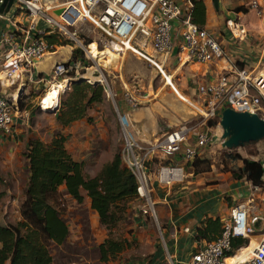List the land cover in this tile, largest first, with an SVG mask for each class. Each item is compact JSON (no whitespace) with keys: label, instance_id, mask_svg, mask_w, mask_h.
<instances>
[{"label":"built area","instance_id":"2783aa9c","mask_svg":"<svg viewBox=\"0 0 264 264\" xmlns=\"http://www.w3.org/2000/svg\"><path fill=\"white\" fill-rule=\"evenodd\" d=\"M28 18L23 37L13 33L3 34L1 43L6 49L0 60V84L12 85L21 79L24 72H31L38 61L54 50V45L43 38L48 29L59 36L81 43L76 35V27L86 23L101 31V36L118 42L124 51L151 47L159 54H167L172 48L173 37L181 39L179 53L200 64L223 60L225 65L215 81L196 86L199 102L192 103L200 122L219 117L225 107L235 111L257 113L264 118V72H256L241 65L224 48L219 38L206 28H200L192 21L191 0H15ZM249 5L258 16L264 11L263 0H249ZM5 0H0V21L11 22L4 12ZM60 9V13L55 11ZM41 19L47 29L36 31V21ZM228 28L236 41H243L246 31L243 25L229 22ZM234 27L240 30L234 32ZM35 32L34 35H30ZM82 44V43H81ZM80 44V45H81ZM65 62H58L52 68L54 76L67 72ZM101 75V74H100ZM99 81L107 95L111 88L105 77ZM66 80V79H64ZM68 81V79H67ZM87 82H94L87 78ZM111 99L113 96L111 94ZM125 102L131 107L138 106L136 98L126 91ZM16 108L14 103L0 94V135L13 136L15 133ZM119 122L124 130L128 125L126 117L120 114ZM193 138V139H192ZM124 147L121 159L136 180L138 198L146 200L154 218L152 182L169 187L182 181L184 170L181 165L171 162L174 156H181L192 162L200 150L210 143V136L202 129L183 124L167 132L162 138L149 144H142L130 132H124ZM193 140V141H191ZM169 161L170 163H166ZM264 168V167H263ZM248 221L244 204L230 209L228 218L222 220V231L218 238L206 241L190 257L187 264H230L226 255L231 251V239L247 238L253 232ZM165 264H174L167 253ZM232 264H264V234L246 259Z\"/></svg>","mask_w":264,"mask_h":264},{"label":"rangeland","instance_id":"374dc122","mask_svg":"<svg viewBox=\"0 0 264 264\" xmlns=\"http://www.w3.org/2000/svg\"><path fill=\"white\" fill-rule=\"evenodd\" d=\"M210 1L208 0L209 8ZM238 6L246 9L247 13L245 14V11L241 13L236 12L235 8ZM210 13V24L206 29L218 37L222 44V38L226 37H230L231 42L236 41L227 27L228 24H231L229 22L238 23L240 26L243 25L246 28L245 39L241 41L242 46L246 44L248 45L247 47H252L253 53L246 49V53L243 54L245 55L244 57L240 55L236 56L235 54H232V56L240 64L247 66L249 69H254L256 72H264V30L258 32L254 28L258 24L259 19L263 18L264 11H262V16H258L256 10L250 7L249 0H218V8H211ZM235 29L236 27H234V32ZM75 30L77 38L82 44L72 41L71 45L68 44L63 46V48H58L59 50L56 55L60 58L54 64H50L51 66L46 71L48 74L43 76V81L41 80V82L36 83L39 88L34 90L31 89L34 87L29 86L23 89L26 93L35 92L38 95H34L30 98L29 103L24 104L26 105L24 108L28 111V122L27 125L21 126L24 131L21 129L19 140L16 137H8L5 141H1L0 139V222H16L20 217L19 202L28 178L27 163L23 152L27 148L29 138L37 137L47 142L58 130L59 127L54 114L58 105H52L50 102L44 100L43 96L52 85L58 82L63 84V89L59 92L60 94L63 93L70 85V80L65 77L67 74L73 73L76 78L83 79L86 82L87 78L83 75L91 74L92 76H98L101 74L105 77L111 88L109 95L105 92L103 103L92 105L89 111L92 121L89 122L85 119L86 124L82 126L85 134L84 140L88 136L90 140L89 145L85 146L83 151V164L86 175H95L101 168V165L109 161L115 152L121 153L125 143L124 132H130L134 137L136 135L131 123H129L128 116L120 111L119 101L124 100V96L121 92L117 93L114 89L116 84H121L122 80L133 88L134 78L138 80L137 76L141 79V88L138 91H132L138 103L135 109H143L150 106V103H154V101H160L164 105V108L161 107V110L165 113L170 99L159 97V95L162 94V91L168 89L175 96L174 101L176 106L170 107V109L173 114L178 115L180 118L179 126L188 124L194 118L198 120V115L186 99L192 103L198 101V97L197 99L195 97V88L196 84L201 81L193 80L191 79L192 76L189 75V85L186 84V87L181 88L180 83L183 77H186V74L169 70L166 63L163 62V59L166 57L163 53L159 54L151 47L124 51L118 42L109 37L101 36V31L90 23L77 26ZM86 42H95V52L98 54L102 53V56L99 58L100 61L97 59L93 60L89 55L92 52L87 49L86 46L89 43L86 44ZM75 47L80 48L83 52L78 58H73L72 56ZM109 48L112 50H109ZM111 54H114V58L111 57ZM180 61L177 55L176 62L179 63ZM58 62H65L68 69L60 78L52 74V68ZM145 62H149L150 65L146 66ZM150 69L154 70L153 73ZM24 73L30 74L29 72ZM39 77L40 74H36L33 71L31 79L36 81ZM64 79H68V81ZM90 80L94 81L93 79ZM95 83L101 84L100 82ZM146 88L150 89V94L152 93L151 89H155L158 92L154 97H146ZM122 89L125 91L124 87ZM41 94L42 97H38ZM60 94L58 95L57 104L59 103ZM111 94L113 100L111 99ZM36 98H40L39 104L41 106L35 104ZM24 99L26 98L24 97ZM118 114L127 119L128 125L124 130L120 125ZM221 132L219 125L209 130L208 134L211 141L201 149V154L199 155V157L207 158L212 165L218 166L220 169L223 164L230 163L227 157L228 153L238 152L245 155L246 150L250 148L247 145L231 150L224 148L222 146ZM254 147L259 150V158L264 166V138L255 142ZM8 150L10 153H7ZM60 196L62 198L61 206H65L64 216L69 227L66 244L77 247L79 251L72 254L73 257L71 259L74 261L72 262L71 260L67 261L64 259L61 252L55 247L54 257L56 264H144L154 261L156 258L161 260V264L167 262L165 247L168 246V242L164 234L160 233L159 230L162 221L157 205H154L155 219L146 200L137 198L129 202L126 220L120 222L109 235L114 239L129 240L130 244L128 248L119 253L117 258L107 262H100L95 258L94 249L96 244L102 240L104 235L100 234V232L104 233V230L99 226L98 222H92L89 210L86 212V218L82 219L84 215L81 214L80 210L87 208L84 202L83 205H77L69 196ZM249 218L250 214H248ZM105 233L107 234L106 229ZM254 242L256 243L255 240ZM254 242L250 246H246L253 249ZM238 251L239 249L236 253Z\"/></svg>","mask_w":264,"mask_h":264},{"label":"trees","instance_id":"16d2710c","mask_svg":"<svg viewBox=\"0 0 264 264\" xmlns=\"http://www.w3.org/2000/svg\"><path fill=\"white\" fill-rule=\"evenodd\" d=\"M191 4L192 21L200 28H205L206 3L204 0H191ZM235 10L247 13L242 6ZM243 30L246 31L244 26ZM43 38L55 47L72 44L69 39L49 32L48 29ZM87 49L100 61L102 53L95 52L94 43ZM82 53L80 48L75 47L72 56L78 58ZM111 57L114 58V54ZM65 77L70 80V85L60 94L54 112L58 130L47 142L37 137L30 138L23 152L27 163V183L19 202V219L16 222H0V264H56L55 247L64 259L74 262L72 254L79 249L66 244L69 227L60 195L69 196L77 205H83L84 196L89 198V206L80 210L84 215L82 219L86 218L87 210L91 209L97 213L100 227L107 230V234L94 249L95 258L100 262L117 258L130 244L129 240L114 239L109 235L120 222L126 220L128 203L138 198L135 177L122 162L120 152H115L111 160L102 164L99 171L91 176L85 174L83 161L74 159L65 145V129L80 119L91 122L89 111L93 104L104 101L105 91L101 84L78 79L73 73ZM34 95L38 94L29 92L24 95L26 99L22 98V109ZM207 125H219V117L207 121ZM247 146L250 148L245 155L228 153L230 163L223 164L221 169L230 171L235 179H246L253 186H264V168L259 150L254 147V143ZM191 165L197 174L209 171L211 162L197 156ZM221 231L222 219L207 217L195 229L194 238L197 241H212L220 236ZM246 245L247 238H232V249L226 256H233Z\"/></svg>","mask_w":264,"mask_h":264},{"label":"crops","instance_id":"0c3cea01","mask_svg":"<svg viewBox=\"0 0 264 264\" xmlns=\"http://www.w3.org/2000/svg\"><path fill=\"white\" fill-rule=\"evenodd\" d=\"M179 1L183 2L187 0ZM204 2L206 3L207 7V22L205 28H208L210 24V9H214V3L210 1L209 8L208 0H204ZM4 12L8 17L11 18V22L6 20L0 21V41L2 35L7 34L8 32L13 33L17 38L21 39L24 35L23 30L28 25V18L26 14L21 8H19L18 3L15 0L10 2L8 5H5ZM254 28H256L255 31L258 32L264 30V16L263 18L259 19L258 24L254 26ZM45 29H47L45 22L41 19H38L36 21V31H42ZM235 33L239 34L240 30H235ZM34 34L35 32L32 31L30 35ZM222 39L225 49L231 55L235 54L236 56L240 55L241 57H244L245 55L243 54L246 53V49L253 53L252 47L249 48L246 44L245 46H242V42L240 41L231 42L230 37ZM180 45V37L174 35L172 48L169 53L164 54L166 57L163 59V62L166 63L169 70L186 74V77H183V80L180 83L181 88L186 87V84L189 85V75L192 76L191 79L201 81L200 83L215 81L217 79L220 72L222 71L223 66L225 65L223 60H216L209 64L193 62L187 59L183 53H179ZM6 46L7 45L5 43L0 42V60L6 49ZM63 46H54L55 49L38 61L29 75L24 73L22 78L18 79L12 85L0 84V94L8 97L10 101L14 103L16 113H18L16 115L17 117L15 118L14 135H0L1 141H5V139L8 137H16V139L19 140L21 129L24 131L21 126L27 125L28 122V111L25 108L22 109L21 107L23 96L28 94L24 92L23 89H26L29 86L34 87L31 88L34 90L39 88L36 83L41 82V80L43 81V76L48 74L46 72L48 68L57 62L56 60H59L60 57H57L56 54L59 50L58 48H63ZM69 47L72 49L71 46ZM177 55L181 60L179 63L176 62ZM145 63L144 64L146 66L150 65L149 62ZM33 71H35L36 74H40V77L37 78L36 81L31 79ZM150 71L153 73L154 70L150 69ZM1 75L0 66V77ZM136 78L138 80L134 78L135 82L133 83V88L131 85H128L127 82L122 80L121 84H116L114 89L117 91V93L121 92L123 96L126 91L132 94V91H138L141 88V79H139L137 76ZM200 83H197L196 86ZM122 87L125 88V91L122 89ZM149 90V88H146V97H154L158 92L155 89H151L152 93L150 94ZM195 93V97L197 99L198 95L196 88ZM18 94L20 95V98H18ZM38 97H42V94ZM159 97H166V99H170V102H168L169 104L167 105L168 109H165L167 110L165 113L161 110V107L164 108V105L160 101H154V103H150V106H147L143 109H133L125 102V100L122 99L119 101V107L121 109L120 111L128 116L129 123H131L133 129L135 130V137L142 144L155 142L156 140L162 138L167 132L179 126L180 118L178 115L173 114L170 109V107L176 106L174 101L175 96L173 93L166 89L162 91V94H160ZM36 99L37 100L35 101V104L40 105V98ZM197 102H199V97L198 101H195L194 103ZM24 107H26V105H24ZM194 119L190 120L188 125L195 126L197 129H202L207 134L209 130L212 129V127L207 125V122H200V120H197V118ZM84 124H86V120L80 119L73 122L64 131L65 135L67 136V140L65 142L66 148L72 154L74 159L78 161H83L84 148L90 143L89 136L86 137L88 140H84L85 134L82 127ZM7 153H10V151L8 150ZM199 154H201V150ZM201 158L203 157L201 156ZM171 162L183 167L184 177L182 181L175 182L169 187L163 186L156 180H153L152 200L158 207L159 216L162 221L161 226H159L160 233L164 234L168 242V246L166 245L167 247H165V252L166 254L169 253L173 257L174 264H187L191 255L198 248L205 244V240L197 241L194 238L195 229L204 221L205 218L220 217V219L223 220L229 216L230 209L237 204L245 205L247 217L248 214H250V218L248 219L249 222H251L252 217H258L254 223H252L253 232L247 237L248 243H250V241L251 244L253 243L251 239H254L257 243L262 238L264 234V186H253L246 179H235L232 177L230 171L222 170L218 166H214L212 164L209 171L195 174L191 162L186 161L178 155L174 156ZM166 163L170 162L167 161ZM82 194L84 195V191H82ZM84 202L86 206H89V198L87 196H84ZM88 210L90 212L92 222L97 223V213L91 209ZM100 234L105 236V230L104 233L100 232ZM249 252H252V248H248V246L241 247L239 251L230 259V262L234 263L246 259ZM160 262L161 260L156 258L154 261H150L148 263L146 262L144 264H161Z\"/></svg>","mask_w":264,"mask_h":264},{"label":"water","instance_id":"95a60500","mask_svg":"<svg viewBox=\"0 0 264 264\" xmlns=\"http://www.w3.org/2000/svg\"><path fill=\"white\" fill-rule=\"evenodd\" d=\"M13 0H5L8 5ZM214 8H218V0H211ZM61 10H57L58 14ZM82 80V79H81ZM20 95L18 94V98ZM222 146L229 150L246 146L264 138V118L257 113L235 111L225 107L220 114Z\"/></svg>","mask_w":264,"mask_h":264},{"label":"bare ground","instance_id":"6f19581e","mask_svg":"<svg viewBox=\"0 0 264 264\" xmlns=\"http://www.w3.org/2000/svg\"><path fill=\"white\" fill-rule=\"evenodd\" d=\"M60 13V12H59ZM238 28L236 27V29L235 30H237ZM93 43H95V42H92V43H89L86 47H88V46H90L91 44H93ZM97 46V45H96ZM109 50H112V49H110L109 48ZM86 53H87V49H86ZM92 58H93V60H95V58H94V56L93 55H91V54H89ZM84 77H86V78H88L89 80L90 79H93L94 80V82H99L100 80H101V78H102V76L101 75H98V76H92L91 74L90 75H83ZM64 81V80H63ZM66 81H67V79H66ZM67 84V83H66ZM63 89V84L62 83H56V84H54V85H52L47 91H46V93H45V95L43 96L44 97V100H46V101H48V102H50L52 105H58L57 104V101H58V95L60 94L59 92L61 91ZM41 106V105H40ZM56 107V106H55ZM251 240H253V242H254V239H251ZM255 243V242H254ZM251 245V241H250V243L248 244V246H250ZM257 245V243H255L254 244V247L253 248H255V246ZM253 250V249H252ZM234 256V255H233ZM232 257H228L227 259H226V261L228 262V263H230V264H232L231 262H230V259H231Z\"/></svg>","mask_w":264,"mask_h":264}]
</instances>
